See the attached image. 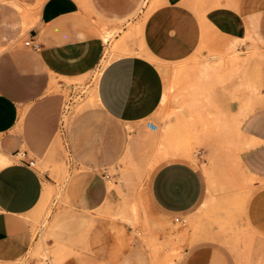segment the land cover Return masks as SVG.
<instances>
[{"label":"crops","instance_id":"0c3cea01","mask_svg":"<svg viewBox=\"0 0 264 264\" xmlns=\"http://www.w3.org/2000/svg\"><path fill=\"white\" fill-rule=\"evenodd\" d=\"M10 1L22 8L36 6L35 23L25 33V19ZM194 2L163 0L154 14L152 33L148 27L146 31V48L152 54L159 34H172L174 21H192ZM84 5V0H0V151L13 157L25 154L0 168V264L25 256L33 244L29 218L43 196L44 180L31 160L45 156L56 140L61 114L48 90L53 75L63 73L72 56L81 54ZM206 19L229 36L242 38L253 30L264 46V0H217ZM22 36L33 38L38 47L22 43ZM261 79L264 86V66ZM164 89L161 71L144 55H122L103 69L98 82L101 116L86 114L70 129L75 170L65 191L74 208L95 215L112 211L120 192L110 187L102 169L128 153L127 126L138 127L150 118ZM241 134L240 166L257 180L245 210L240 209L245 213L228 234L208 230L178 264H264V103L242 121ZM114 185L126 190L118 179ZM134 196L147 225L160 235L196 212L207 197L200 169L180 160L161 164L144 177ZM131 234L132 228L121 220L98 219L91 233L95 255L109 263L139 264ZM29 264L37 262L31 259Z\"/></svg>","mask_w":264,"mask_h":264},{"label":"rangeland","instance_id":"374dc122","mask_svg":"<svg viewBox=\"0 0 264 264\" xmlns=\"http://www.w3.org/2000/svg\"><path fill=\"white\" fill-rule=\"evenodd\" d=\"M9 3L25 19V33L35 23L36 6L19 8L18 3ZM84 3L81 54L72 56L63 73L53 75L48 90V95L56 98L55 107L61 114L57 141L52 143L49 156L47 153L31 160L44 180L43 199L29 218L33 244L25 256L3 264H29L31 259L37 264H118L100 260L94 252L91 233L96 221L104 217L121 220L132 228L135 258H141L139 264H178L185 250L199 242L208 230L215 234L218 228L221 235L228 234L245 213L241 210H245L250 189L257 180L240 166L243 138L238 128L239 111L244 99L250 100L255 108L264 103L263 43L253 30L242 38L220 32L206 19V13L216 6L217 0H195L189 13L192 21L184 17L174 21L172 34H159L156 47L151 48L152 54L146 48V31L148 27L152 33L154 14L162 8L163 0H84ZM29 17L32 21L27 22ZM166 27L170 28L167 24ZM156 30L159 32V27ZM107 33L109 37L105 40ZM26 40L22 36L21 42ZM231 46L235 50L229 52ZM126 54L147 56L158 66L164 78V95L150 118L138 127L127 126L131 146L128 153L116 165L102 169L110 175V187H117L120 192L114 208L110 212L89 214L74 208L65 191L66 182L75 170L70 129L86 114L101 116V109L92 102L98 94L100 75L112 60ZM220 60L224 61L223 69L218 68L215 73L226 69L233 72L223 96L219 86L216 89L214 73L206 69L207 64L211 68ZM204 81L208 97L203 112H195L193 97H198L199 84ZM210 88H215L214 96ZM85 105L93 107L85 109ZM193 137H198L193 144L197 153L195 161L156 158L162 149L191 141ZM21 156L0 151V168L20 160ZM4 160L9 162L3 165ZM174 160L189 162L200 169L207 197L205 206L182 221H175L170 232L160 235L147 225L134 191L144 177L161 164ZM117 179L126 190L114 185ZM242 249H247V245ZM245 254L246 250L242 258Z\"/></svg>","mask_w":264,"mask_h":264},{"label":"bare ground","instance_id":"6f19581e","mask_svg":"<svg viewBox=\"0 0 264 264\" xmlns=\"http://www.w3.org/2000/svg\"><path fill=\"white\" fill-rule=\"evenodd\" d=\"M18 7V6H17ZM19 8H21V7H19ZM102 37H104L103 35H102ZM108 37H109V33H107V35L104 37L105 38V40H107L108 39ZM223 62L224 61H222V60H220V61H218V65L217 64H212V65H214V66H212L211 68L209 67V65L210 64H207L206 65V69L210 72H213L214 73V77H215V84H216V89H217V86H219L218 88H220V93L222 94V96H223V93L225 94V89H226V87H225V85H227V83H228V80L229 79H232V75H233V72H228V70L226 69V70H222V71H218V72H216L215 73V71H216V69H218V68H220V69H223V66H221L222 64H223ZM263 66H264V62H263V64H262V66H261V74H262V68H263ZM238 84L239 83H237V89H238ZM198 85V84H197ZM240 85H241V83H240ZM207 86V84H206V82L204 81V82H201V84H199V87H198V91H197V93L196 94H198V97H193V102L195 103V109H197L195 112H203V110H202V108H203V104H204V102H205V99H206V97H208L207 96V90H208V88L206 87ZM241 87H242V85H241ZM228 88V87H227ZM215 90V88H210L209 89V91L211 92V94L213 95V93L215 92L214 90ZM236 89V90H237ZM214 91V92H213ZM196 92V91H195ZM215 94V93H214ZM217 95V94H216ZM226 95V94H225ZM194 96H197V95H194ZM214 96V95H213ZM92 100V99H91ZM93 104L95 105V106H97V107H101L102 105L100 104V101H99V98H98V94H96L95 96H94V99H93ZM88 103H89V101H88ZM92 105H85V109H89L90 107H91ZM93 107V106H92ZM260 107V106H259ZM67 108V107H66ZM102 108V107H101ZM257 108H255V107H253L252 106V102L250 101V100H248V99H244L243 101H242V104H241V108H240V111H239V114H240V116H239V124H238V128H239V130H240V132H241V123H242V121L249 115V114H251L254 110H256ZM68 112V111H67ZM71 112V111H70ZM66 113V112H65ZM65 113H64V115H65ZM207 113V112H206ZM191 114V113H190ZM203 114V113H202ZM69 115H71L70 113H69ZM74 115V114H73ZM188 115H189V113H188ZM195 115V114H194ZM197 115H201V113H197ZM196 115V116H197ZM209 114L207 113V116H208ZM67 116V115H66ZM192 116H193V114H192ZM74 117V116H73ZM202 117V116H201ZM206 117V116H205ZM209 117V116H208ZM69 118V117H68ZM203 118V117H202ZM71 119V118H70ZM191 119V118H190ZM197 119V118H196ZM199 119H201V118H199ZM192 120V119H191ZM203 120V119H202ZM69 121H71V120H69ZM208 121V120H207ZM68 122V121H67ZM204 122V121H203ZM206 122V121H205ZM199 123H201V121H199ZM65 126V125H64ZM64 131V130H63ZM197 131V130H196ZM59 137V136H58ZM194 139V140H193ZM193 139H191V141H186V142H178V143H176V144H173V145H171L170 147H166V148H164V149H162V151H160L159 153H158V155L156 156V158H160V160H162V158H167V157H170V156H185V157H188V158H191V159H193V160H196V158H195V155L197 156V153L195 152V151H193V144H194V142L195 141H197V139H198V137H197V139H195L194 137H193ZM57 141V140H56ZM56 146V145H55ZM53 147H54V145H53ZM62 147V146H61ZM131 147V146H130ZM130 147H129V150H130ZM58 149V148H57ZM54 150H55V148H54ZM56 152V151H55ZM130 152V151H129ZM50 153V152H49ZM49 153H48V156H49ZM52 154H54V153H52ZM127 156V155H126ZM53 159V158H52ZM54 160V159H53ZM239 161H240V158H239ZM9 161H7V160H4V162H3V165L4 164H7ZM52 162V161H51ZM155 164V163H154ZM154 164H153V167H154ZM151 165V164H150ZM65 168V167H64ZM152 168V167H151ZM40 169V168H39ZM66 169V168H65ZM148 169V168H147ZM149 175V174H148ZM147 180V179H146ZM42 199H43V197H42ZM39 205V204H38ZM205 206V205H204ZM205 236V235H204ZM180 257V256H179Z\"/></svg>","mask_w":264,"mask_h":264},{"label":"built area","instance_id":"2783aa9c","mask_svg":"<svg viewBox=\"0 0 264 264\" xmlns=\"http://www.w3.org/2000/svg\"><path fill=\"white\" fill-rule=\"evenodd\" d=\"M25 44H26L27 46H32V47H34V48H35V47H38V44L34 42V39H33V38H30V39L26 40V41H25ZM22 155L24 156L25 154H22ZM106 172H107V170L105 169V170H104V175H105L107 178H109L110 175L106 174ZM45 264H48V263H45Z\"/></svg>","mask_w":264,"mask_h":264}]
</instances>
